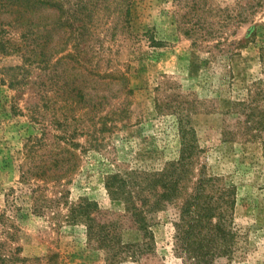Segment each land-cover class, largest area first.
I'll list each match as a JSON object with an SVG mask.
<instances>
[{"label": "rangeland", "instance_id": "rangeland-1", "mask_svg": "<svg viewBox=\"0 0 264 264\" xmlns=\"http://www.w3.org/2000/svg\"><path fill=\"white\" fill-rule=\"evenodd\" d=\"M57 1L0 0V264H264V0Z\"/></svg>", "mask_w": 264, "mask_h": 264}, {"label": "trees", "instance_id": "trees-1", "mask_svg": "<svg viewBox=\"0 0 264 264\" xmlns=\"http://www.w3.org/2000/svg\"><path fill=\"white\" fill-rule=\"evenodd\" d=\"M33 1H34L33 3L39 4V6H41V4H45V5H49L50 7L57 8L58 5H60V2L58 3L57 0H33ZM62 26H64V25H62ZM52 48H53V55L55 54L57 56V54L64 52V53L60 54L58 57H56V59H55L56 63L66 56H72L73 55L70 51H67L66 49L62 48V46L57 47V42H53ZM188 149H189L188 144L182 145L181 156L179 157L177 163H174V162L169 163L170 165H172L174 167L176 165V169L175 168L172 169V168H170V166H168L165 169H162L159 173L158 172L154 173L151 176V178H149L153 184V186H151L152 189L155 188V186H158L157 184H159V183H160V186H162L161 192L153 193V194H157V199L162 200L163 197L171 195L172 192H174L176 190V185L181 181V178L183 176V173L181 174L178 171V169L180 171H184L185 170L184 166L186 164H189V162H186L187 159L189 158V156H188L189 150ZM68 161H69V159H68ZM62 163H64V158L55 160L56 170L62 166ZM63 172L64 173L67 172V173H65V175H68L69 169L66 168L65 170H63ZM56 175H58V173H56L55 176ZM123 181H124V179L121 178V175H119V173L111 174V175L106 177L105 185H106L109 193L112 196L117 195V190L121 186L120 184ZM212 181H213L212 178L200 177L197 179V183H196L197 195L194 198L197 199L200 196V199L203 200V201H201L202 204L199 205L200 208L197 210L199 211L198 214L202 213V215H204V216L211 215L213 212H216V210L219 211V214L221 212L219 208L218 209L214 208V211H212V209L209 208V206H208L209 202H207L205 200V198H203V199L201 198L204 194V192H203L204 189L213 185ZM163 186L165 189H163ZM86 204H88V203L82 202V204L78 203L76 206H75V204L73 206H71L72 207L71 209L73 211H77V207H80L78 209V211L76 213H74V215L71 212V214H72L71 216L73 218H78V217H81L80 214L84 215L85 214L84 209L86 208V206H85ZM157 204H158V201H156L154 203V205H148V206H144L141 208L136 207V206H131L129 208V211H130V214L132 216V221L135 225V228H137V229L147 228L148 223L146 221L145 214L147 212L153 211L159 205V204L158 205ZM79 212H80V214H79ZM85 216H87V215H85ZM88 218H90V217H88ZM89 220H90V222L88 223V235H89V237L93 240H98V241L103 240L104 237L101 234V232H103V233L105 232V230H106L105 225L99 226L95 222L93 224L94 219H92V218H90ZM144 248H145V251H147V252L150 251L149 246H146Z\"/></svg>", "mask_w": 264, "mask_h": 264}]
</instances>
